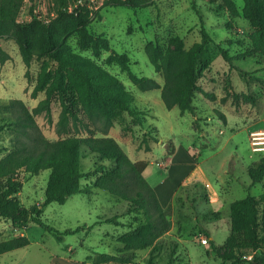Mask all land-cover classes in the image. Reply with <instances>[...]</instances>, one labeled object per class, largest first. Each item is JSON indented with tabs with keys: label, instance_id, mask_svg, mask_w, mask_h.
I'll list each match as a JSON object with an SVG mask.
<instances>
[{
	"label": "rangeland",
	"instance_id": "374dc122",
	"mask_svg": "<svg viewBox=\"0 0 264 264\" xmlns=\"http://www.w3.org/2000/svg\"><path fill=\"white\" fill-rule=\"evenodd\" d=\"M85 1L90 30L106 36L112 49L126 52L134 73L153 77L161 86L164 77L149 61L145 51L147 41L158 40L164 46H172L170 37L178 35L185 48H190L201 40V15L212 36L207 44V55L212 60L198 82L206 90L214 91L217 99L211 100L196 91L192 99L195 115L189 111L182 114L178 106L169 109L161 98L162 87L140 89L119 64L105 62L110 50L103 49L100 56H95L92 48H82L78 35L73 34L68 43L74 51L94 59L133 92L131 106L137 114L119 112L108 127L102 116L96 113L89 116L82 111V121L71 122L70 132L60 134L61 105L53 99L48 112L35 115L39 127L49 139L85 136L90 133L88 128L97 136L108 131L132 160L149 162L147 168L151 174L147 179L152 184L162 182L165 193L173 192L165 206L160 201L167 212L170 229L153 246L133 251L135 261L140 264H231L218 257L210 242L204 244L200 235L213 239L221 252H229L230 203L248 194L259 196L264 192V179L253 184L248 173L249 165L264 156V151L253 150L251 138L253 131L264 129V55L254 53L235 58L233 65L237 69L232 68L219 50L225 47L231 55H236L251 49L249 34L253 27L244 16V0H235L241 12L239 16H231L222 7L221 0H152L148 6L137 9L106 6L104 0ZM52 12H55V0H24L18 20L28 21L36 15L50 18ZM0 46V103L21 99L33 111L45 97L43 91L32 95L42 59L35 58L27 67L12 37L0 39ZM234 91L251 93L257 102L235 105ZM217 109L226 114V121ZM15 137L14 128L0 129V158L13 148ZM179 148L191 153V161L178 160V166L171 170L168 159ZM101 163L93 154L87 153L82 158L85 172ZM50 172L44 169L38 174L19 176L23 187L18 196L25 207L44 199ZM94 179L96 175H88L82 184H90ZM130 208L128 201L104 189H95L90 194L74 193L64 203L51 202L41 217L61 232L62 240L34 221L14 226L9 218L0 217V241L21 235L30 239L28 245L0 254V264H118L98 263L97 259L102 253L119 254V237L135 229L144 219L140 210L130 212ZM114 215L119 216V225L104 221ZM235 252L240 260L238 264H258L254 255L259 251L236 249Z\"/></svg>",
	"mask_w": 264,
	"mask_h": 264
},
{
	"label": "trees",
	"instance_id": "16d2710c",
	"mask_svg": "<svg viewBox=\"0 0 264 264\" xmlns=\"http://www.w3.org/2000/svg\"><path fill=\"white\" fill-rule=\"evenodd\" d=\"M221 1L222 7L231 16L240 15L235 0ZM23 2L24 0H0V39H15L27 67H30L35 58L42 59L32 95L37 96L43 91L45 97L33 111L21 99L0 103V112H3L0 129L8 126L16 131L13 148L0 158V217L9 218L14 226L34 221L53 232L58 240H62L61 232L41 217L46 206L51 202L64 203L74 193L90 194L95 189L107 190L117 198L128 201L130 212L140 210L144 219L135 229L119 237V254L102 253L97 262L140 264L134 260L132 252L153 246L171 226L156 190L144 175L149 162L132 160L117 139L108 135V131L97 136L88 128L90 133L85 136L49 139L39 127L35 115L48 112L52 100L57 99L61 105L58 132L62 134L70 132L71 122L74 124L82 121V111L89 116L93 113L102 116L108 127L113 124L119 112L126 111L132 116L137 114L131 106L134 101L133 92L125 87L117 75L94 59L74 51L68 43L73 34L78 35L79 45L82 48H92L95 56H100L103 49L110 50L105 62L119 64L123 70L128 71L129 78L140 89L145 91L162 87L161 98L167 108L178 106L182 114L189 111L195 115L192 99L196 91L211 100L217 99L214 91L206 90L198 82L203 70L210 67L212 57L207 55V44L212 36L200 15L201 40L190 48H185L183 39L178 35L170 37L172 46H164L158 40L147 41L145 51L149 61L164 77V84L161 86L153 77L134 73L130 68V56L126 52L112 49L106 36L90 30L86 6L75 12L69 9L70 0H55V16L49 21L34 16L21 22L18 16ZM151 2L152 0H104V5L137 9L146 7ZM244 2V16L253 27L249 34L251 49L247 53L231 55L227 48H219L221 56L232 68L237 69L233 65L235 58L254 53L264 55V0ZM226 98L224 96L222 100L225 101ZM232 101L235 105L254 104L257 98L251 93L234 91ZM217 112L226 121V114L220 109ZM87 153L103 161L89 172H85L82 166V158ZM44 169L51 170L44 199L25 207L18 196L23 187L19 176L23 173L38 174ZM248 173L253 184L264 179V156L249 165ZM88 175H96V179L83 185L82 179ZM104 221L120 224L118 215ZM208 235L210 236L209 233ZM208 242L224 262L238 264L240 260L235 250L252 249L259 251L254 255V260L258 264H264V192L259 196L248 194L230 203V233L227 240L229 252H221L211 238ZM29 243L30 239L26 235L1 240L0 254ZM152 257L153 254L150 259Z\"/></svg>",
	"mask_w": 264,
	"mask_h": 264
},
{
	"label": "crops",
	"instance_id": "0c3cea01",
	"mask_svg": "<svg viewBox=\"0 0 264 264\" xmlns=\"http://www.w3.org/2000/svg\"><path fill=\"white\" fill-rule=\"evenodd\" d=\"M178 155H180L181 157L178 158ZM178 160H182V161H191V153H189L188 151H185L184 149H178L174 152V154H172L169 159H168V167L170 168L171 167V170L175 167L178 166ZM150 169L146 168L145 171H144V174L146 176V178H149L148 174L150 173L149 172ZM151 174V173H150ZM150 182V184L154 187V189L156 190L157 192V195L162 203L163 206H165L171 199V196L173 194V192L170 194V193H165L161 188H164V184L162 182H158V184H152L150 180H148ZM161 189V190H160Z\"/></svg>",
	"mask_w": 264,
	"mask_h": 264
},
{
	"label": "built area",
	"instance_id": "2783aa9c",
	"mask_svg": "<svg viewBox=\"0 0 264 264\" xmlns=\"http://www.w3.org/2000/svg\"><path fill=\"white\" fill-rule=\"evenodd\" d=\"M85 6H87V3L85 0H75L74 3L69 4V9L71 11L77 12L78 9L80 10L82 7H85ZM54 16H55V12H52V15L50 18L43 17L42 15H36V17H39L40 19L44 21H49ZM251 138H252L253 150L259 151V152L264 151V129L260 128V129L253 131L251 134ZM200 238L202 239V242L204 244L208 243V238L206 236L200 235Z\"/></svg>",
	"mask_w": 264,
	"mask_h": 264
},
{
	"label": "bare ground",
	"instance_id": "6f19581e",
	"mask_svg": "<svg viewBox=\"0 0 264 264\" xmlns=\"http://www.w3.org/2000/svg\"><path fill=\"white\" fill-rule=\"evenodd\" d=\"M196 172L198 173V172H200V171L198 170V171H196ZM199 174H200V173H199ZM201 178H203V177H201Z\"/></svg>",
	"mask_w": 264,
	"mask_h": 264
}]
</instances>
